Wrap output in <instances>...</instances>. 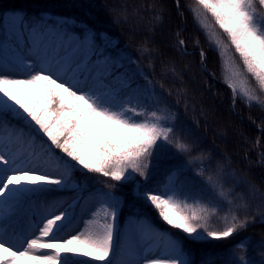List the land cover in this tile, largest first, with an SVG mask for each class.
<instances>
[{
	"label": "snow or ice",
	"instance_id": "1",
	"mask_svg": "<svg viewBox=\"0 0 264 264\" xmlns=\"http://www.w3.org/2000/svg\"><path fill=\"white\" fill-rule=\"evenodd\" d=\"M258 5L264 8V0ZM150 7L155 9L154 4ZM190 11L222 55L228 45L209 18L239 55L247 75L232 64L225 77L233 105L240 98L250 107L264 106V12H258L257 3L195 0ZM159 19L155 14L153 21ZM6 21L8 35L0 40V264H196L190 259L192 246L228 239L257 222L254 216L242 218L238 212L247 213L248 195L259 196L264 206V192L232 167L227 153L203 148L197 131L200 121L196 128L182 126L179 115L163 95H157L146 75L143 86L133 87L131 77L114 72L123 66L121 61L133 62L124 54L117 58L105 54L114 41L101 33L103 43L98 44L97 33L86 25L67 17L53 18L46 11L29 17L22 9H13ZM147 44L142 43V54L150 52ZM177 45L186 52L184 39H178ZM200 56L203 62V50ZM169 71L179 75L174 66ZM11 72L27 78H13ZM160 89L164 91L163 84ZM166 94L183 96L180 90L168 89ZM147 101H151L148 107ZM201 114L207 126L209 117ZM10 119L24 127L11 125ZM37 137L46 141L38 146ZM165 146L187 155L188 164L199 162L193 179L182 180L187 165L178 164L160 188L138 189L135 195L142 196L167 226L179 230L182 239L158 231L147 220H137L117 242L115 221L121 198L112 191L100 194L93 218L68 239L56 235L65 228L69 214L66 210L56 214L55 204L34 213L38 220L32 224H14L33 197L78 188L71 182L74 170L120 183L134 181L137 174L147 179L154 153ZM57 149L61 155H56ZM259 162L264 164V153ZM241 187L247 194L236 192ZM221 204H227L228 211L220 218L223 227L216 228L210 222ZM259 222L264 223V211ZM160 244L164 255L146 254ZM236 247L244 250L245 244ZM228 264H264V254L257 262L241 252Z\"/></svg>",
	"mask_w": 264,
	"mask_h": 264
},
{
	"label": "trees",
	"instance_id": "2",
	"mask_svg": "<svg viewBox=\"0 0 264 264\" xmlns=\"http://www.w3.org/2000/svg\"><path fill=\"white\" fill-rule=\"evenodd\" d=\"M178 1L180 9H177L174 0H0V16L3 17L4 11L10 8L22 9L29 17L39 12L50 11L53 14L73 17L83 23L81 26L86 25L94 30L97 33L98 44L103 43L99 35L103 32L113 37L115 48L121 47L123 54L133 61L131 64L127 60L123 61V66L115 69L114 72L131 77L133 87L143 86L146 75L154 82L157 95H163L171 110L179 115L182 126L196 128L197 120L200 121L197 131L202 137L203 148L214 150L216 153H227L231 158L232 167L247 174L260 192H264V182H262L264 164L259 162L261 154L264 153V131H261L264 129V111L236 100L234 107L238 112L234 114L230 107L233 104L231 90L213 80L201 67L198 47H202L207 53V66L214 74L220 73L218 53L208 47L206 37L194 23L190 6L195 5V0ZM254 1L258 5V0ZM153 4L155 9L150 7ZM260 10L264 12V8L260 7ZM155 14L161 19L153 21ZM220 32L223 34L222 30ZM223 36L227 40L226 34ZM178 39H184L185 47L192 51L189 53L181 51L177 45ZM144 41L148 42L150 52L142 54L140 48ZM107 49L109 47L104 51ZM232 49L235 53L234 48ZM235 55L243 67L239 55L237 53ZM173 66L177 69L178 76H173L169 71ZM249 80L256 87V82L251 77ZM161 84L164 86L163 92L160 89ZM168 89L173 90L174 93L180 90L183 96L176 94L168 96L166 94ZM177 100L180 101L178 104ZM185 102L188 111H185ZM149 105L151 101L145 104L146 107ZM193 108L195 111L192 110ZM149 110L152 108L149 107ZM201 112L209 117L207 126H205V115ZM239 115L243 118L241 119ZM10 120L23 124L16 119ZM37 139L42 141L46 140V137H37ZM56 151L59 152L58 149ZM198 163L197 161L188 164L187 155L177 153L171 146H165L154 153L147 179L137 174L134 181L120 183L100 174L77 171L73 172L72 181H75L79 185L78 189L83 192L94 189L111 190L121 194L120 221L128 215L146 214L173 236L182 239L179 230L167 226L159 218L158 212L142 196L135 195V191L138 189L155 191L160 188L158 185L166 182L170 171L178 164L187 165L181 179L192 180ZM137 180L142 182L138 189L133 186ZM112 184L116 186L107 187ZM236 192L247 194L244 187L237 188ZM248 202L250 207L247 213L241 209L238 214L242 218L245 214L254 216L257 222L250 223L247 229L239 231L228 239L209 240L204 244L192 246L190 259L196 264H228L243 252L246 258L257 262L261 260L264 254V223L259 221L264 206H261L259 196L248 195ZM227 211L228 205L221 204L218 216L210 223L216 228L223 227L220 218ZM240 243L245 244L244 250L237 249L236 246Z\"/></svg>",
	"mask_w": 264,
	"mask_h": 264
},
{
	"label": "rangeland",
	"instance_id": "3",
	"mask_svg": "<svg viewBox=\"0 0 264 264\" xmlns=\"http://www.w3.org/2000/svg\"><path fill=\"white\" fill-rule=\"evenodd\" d=\"M11 12L12 11L8 12V15ZM209 23L211 25H213L210 20H209ZM197 24H198V22H197ZM213 29L217 32V35L220 36V38L224 41V43L226 45H228L226 43V41L224 40L223 36L220 35V33L218 32V30L216 29V27L214 25H213ZM8 31H9V25H8ZM203 31L205 32V30H203ZM205 36L209 39L206 32H205ZM0 40H1V36H0ZM212 46L215 49H217L221 54L220 49L216 48L215 45H212ZM106 54L110 55V53H106ZM221 57H222V64L223 65L219 68V70L223 71L224 79L232 71V67H231L232 64H234L235 66H238L239 70L242 73H244L243 70L241 69V67L239 66L238 62L236 61L234 55L232 54L229 46L227 48V51L223 55L221 54ZM219 59H220V57H219ZM11 75L13 78H27V76L25 74H22V73L11 72ZM249 85L251 87H253L250 83H249ZM57 191L58 190H53V191H49V193H43L37 197H33V199L25 206V208H34L37 212L40 213L43 211L46 204H55L57 206L56 214H59L60 210H66L69 214L68 220H66L64 222L66 226L62 231L56 233V235L58 238L68 239L72 235H76L79 232L83 231L86 227L87 221H89L90 219L93 218L92 214L100 206L99 200L101 198L100 197L101 192H95L94 191V192H91V193H89L86 196L81 198V194L78 191H70V192L65 193L62 196V198L59 200V202L56 203V201H57L56 199L58 198L56 196ZM37 220H38V218H37ZM37 220L32 217L31 210L28 209L20 217L14 219V224H17L19 226H27L29 224L34 223ZM141 220H145V219L142 217ZM133 222H131V219H127L125 221V225H124L125 227L121 229L118 226L117 220L115 221L116 230L118 233V241L117 242H122L124 234L129 231ZM45 251H48V250H45ZM146 254L150 255L152 257H159V256L164 255L163 244H160V245L154 247L152 252L146 253ZM83 259H88V258H83ZM95 264H102V262L97 261V262H95Z\"/></svg>",
	"mask_w": 264,
	"mask_h": 264
}]
</instances>
